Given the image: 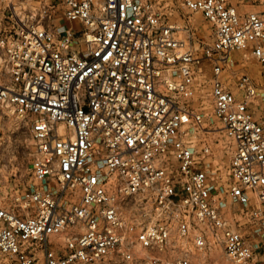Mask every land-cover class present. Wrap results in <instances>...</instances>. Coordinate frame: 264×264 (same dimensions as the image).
I'll return each mask as SVG.
<instances>
[{
	"label": "built area",
	"instance_id": "obj_1",
	"mask_svg": "<svg viewBox=\"0 0 264 264\" xmlns=\"http://www.w3.org/2000/svg\"><path fill=\"white\" fill-rule=\"evenodd\" d=\"M178 1L214 29L200 52L167 19L174 0H50L0 25V104L34 141L32 180L14 202L0 198V264H194L192 246L211 245L228 264L264 262L257 85L239 75V98L223 78L233 50L264 64V8ZM206 60L232 142L222 185L198 101Z\"/></svg>",
	"mask_w": 264,
	"mask_h": 264
},
{
	"label": "rangeland",
	"instance_id": "obj_2",
	"mask_svg": "<svg viewBox=\"0 0 264 264\" xmlns=\"http://www.w3.org/2000/svg\"><path fill=\"white\" fill-rule=\"evenodd\" d=\"M50 0H0V25L18 27V21L24 24L22 18L29 12H38L43 4ZM238 5L240 11H259L264 8L261 0H231ZM172 14L167 15L170 22L175 23L179 36L189 40L192 46L200 52L206 44L212 43L214 29L206 20L202 12L190 11L174 0ZM169 11V9H168ZM15 25V26H14ZM233 62L225 67L224 80L234 88L239 98L245 91L237 85V77L249 74L257 85V94L249 98V105L255 118L264 123V64H262L249 48L233 50ZM212 63L204 62L203 72L200 75L202 82L199 100L203 102L205 112V128L213 150V166L217 170L218 184H226L229 179L230 162L232 156V142L226 136L224 124L214 111V105L209 94V77L212 73ZM4 75L0 74V81ZM34 141L28 125L7 108L0 104V198L14 202L17 195L22 194L32 180V159ZM224 206L226 217L234 224L239 217V205L234 203L229 195L225 197ZM246 228V226H243ZM62 240V239H61ZM142 254V252H140ZM192 260L194 264H228V259L221 247L211 245L208 248L192 246ZM258 264H264L259 260Z\"/></svg>",
	"mask_w": 264,
	"mask_h": 264
}]
</instances>
